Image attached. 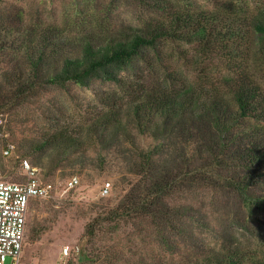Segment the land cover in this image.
<instances>
[{
  "label": "trees",
  "instance_id": "obj_1",
  "mask_svg": "<svg viewBox=\"0 0 264 264\" xmlns=\"http://www.w3.org/2000/svg\"><path fill=\"white\" fill-rule=\"evenodd\" d=\"M139 1L157 15L144 26L111 27L94 18L73 32L22 20L16 26L0 10V45L22 49L24 63L10 75V86L0 89V112L68 83L102 80L117 87L99 98L76 129L47 115L52 127L16 145L15 152L40 163L48 155V173L61 165L70 176L86 170L89 159L85 139L70 131H87L100 166L108 152L123 158L113 194L109 190L90 203L93 216L83 236L85 260L92 264H264V247L208 243L199 255L186 252L181 258L161 250L178 222L189 240L196 239L195 228L182 218L192 206L174 198L191 186L232 189L264 213V85L252 70L253 60L264 62V5L253 12L238 4L209 10ZM181 44L197 48L206 64L224 66L219 83L171 90L145 85L146 70L157 74L175 54L186 55ZM137 66L142 76L134 81L119 74ZM158 75L164 84L177 78L172 72ZM203 78L210 81L208 74ZM42 230L31 226L30 234L36 239ZM120 232L128 244L118 241ZM65 264H74L72 257Z\"/></svg>",
  "mask_w": 264,
  "mask_h": 264
},
{
  "label": "rangeland",
  "instance_id": "obj_2",
  "mask_svg": "<svg viewBox=\"0 0 264 264\" xmlns=\"http://www.w3.org/2000/svg\"><path fill=\"white\" fill-rule=\"evenodd\" d=\"M167 1L183 9L212 10L232 5L235 7L238 4L253 12L264 5V0ZM1 9L6 11L11 21L19 23L16 26L22 24V20L24 23L36 25L59 24L72 32L78 31L83 23L87 26L88 22L85 21L90 22L94 18L104 20L114 27L120 24L144 26L157 17L152 9L139 0H0ZM81 22L83 23L79 26ZM180 47L186 55L175 54L173 59L165 61L167 67L160 68L157 74L150 72L148 75L146 70L143 74L147 79L145 85L171 90L173 87L180 88L191 83L199 85L197 82L207 87L209 84L219 83L220 75L225 72L222 64L210 65L206 60L208 65L199 57L198 49L194 46L181 44ZM21 51L22 49L10 42L0 45V89L10 86V75L20 66H24L20 60ZM214 59L210 58L209 61L214 63ZM252 70L257 80L264 85V62L253 60ZM162 71L172 72L177 78L173 83L164 84L158 75ZM119 74L125 77L126 81L136 80L137 75L142 76L138 66L122 70ZM205 74L209 75L210 81L207 78L199 80ZM113 89H117L113 82L102 80H94L89 86L68 83L64 87H52L41 97L32 98L19 107L0 112V118L3 120L0 123V159L5 163L7 170L12 171H3L5 178L10 181L24 179L21 161L26 159L30 165L36 167L40 180L52 181L57 188V192L54 191L49 197L36 198L31 202L21 252L23 264H54L61 260L64 245L72 248L66 262L72 257L74 264H92L85 260L86 238L83 236L85 224L93 216L90 203L91 200L102 196L100 191L104 183L109 181L112 186L116 181L118 171H121L124 165L123 158L118 157L116 153L106 152V159L103 160L105 165L100 166L95 161L97 153L90 145L87 131H70L73 135L85 139L89 159L85 162L86 170L74 173L79 178V184L61 193L58 189L69 177L62 174L61 165L48 173V167L51 168L48 155L42 158V163L34 162L33 155L17 156L15 147L29 144L30 140L41 137L45 132L43 130L51 128L53 121L47 115H57L60 123L76 129L78 123L86 117L87 111L98 103L99 98ZM7 143L14 145L12 153L8 155L3 153ZM115 151L119 152L117 149ZM111 186L109 190L113 194ZM174 198L177 202L192 206L189 213L182 218L188 222L187 225H193L197 236L196 239L189 240L185 232L177 228L179 222L176 223L178 226L172 227L169 232V245H161L165 255H174L176 258H181L182 253L186 252L199 255L208 243L252 246L256 249L264 247V213L253 207L247 195H240L232 189L191 186L177 193ZM203 221L206 224L202 225ZM31 226L43 229L36 239L30 234ZM117 238L118 241L128 244L125 233L120 232ZM156 247L158 249L157 245Z\"/></svg>",
  "mask_w": 264,
  "mask_h": 264
},
{
  "label": "built area",
  "instance_id": "obj_3",
  "mask_svg": "<svg viewBox=\"0 0 264 264\" xmlns=\"http://www.w3.org/2000/svg\"><path fill=\"white\" fill-rule=\"evenodd\" d=\"M0 118V123H2ZM14 145L7 143L3 153H12ZM24 170V179L10 181L0 171V264H23L21 252L24 247L27 217L31 202L36 198L49 197L56 191L51 181H42L37 175L36 167L29 164L26 159L21 161ZM79 182L77 175H70L58 191L65 193L76 187ZM110 183L102 185L100 194H108ZM78 251V249H77ZM72 248L64 245L61 260L54 264H65Z\"/></svg>",
  "mask_w": 264,
  "mask_h": 264
}]
</instances>
